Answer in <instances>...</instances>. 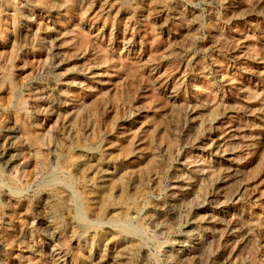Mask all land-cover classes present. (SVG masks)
I'll list each match as a JSON object with an SVG mask.
<instances>
[{
	"label": "rangeland",
	"instance_id": "374dc122",
	"mask_svg": "<svg viewBox=\"0 0 264 264\" xmlns=\"http://www.w3.org/2000/svg\"><path fill=\"white\" fill-rule=\"evenodd\" d=\"M0 264H264V0H0Z\"/></svg>",
	"mask_w": 264,
	"mask_h": 264
}]
</instances>
